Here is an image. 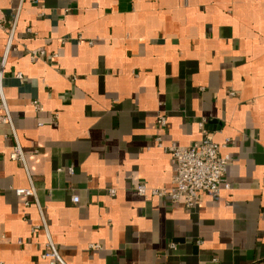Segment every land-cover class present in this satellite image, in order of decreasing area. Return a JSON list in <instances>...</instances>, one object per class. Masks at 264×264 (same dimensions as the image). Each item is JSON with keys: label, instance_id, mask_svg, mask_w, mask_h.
<instances>
[{"label": "crops", "instance_id": "crops-1", "mask_svg": "<svg viewBox=\"0 0 264 264\" xmlns=\"http://www.w3.org/2000/svg\"><path fill=\"white\" fill-rule=\"evenodd\" d=\"M19 3L0 0V60ZM2 86L25 164L0 124V264H47L41 213L67 264H264V0H24ZM199 122L229 140L231 188L138 195L172 185L155 136L188 146Z\"/></svg>", "mask_w": 264, "mask_h": 264}, {"label": "built area", "instance_id": "built-area-1", "mask_svg": "<svg viewBox=\"0 0 264 264\" xmlns=\"http://www.w3.org/2000/svg\"><path fill=\"white\" fill-rule=\"evenodd\" d=\"M23 1L24 0H20L19 5L13 11L11 29L7 36L4 54L0 60V124L8 126L14 138L15 143L9 153V158L25 164L24 153L13 126L12 114L3 94L2 86L3 70L8 51L13 44L15 26ZM40 1L41 0H29L30 3L36 5ZM44 56H46V52L40 50L36 54H31L30 58L34 60ZM55 56V54H52V57ZM17 76L20 77V73H18ZM31 105L35 112L43 110L42 105L36 99L31 102ZM156 121L158 126L163 128L166 125L165 114L159 113ZM39 125H41V123H39ZM198 125L203 132V136L199 141L188 146L178 145L174 142L164 144L160 134L155 136L154 140L158 148L170 154L173 170L172 185L169 187L150 188L145 184H136L133 186V190L138 195L145 198L151 196L166 197L171 203H181L186 209H190L199 200L201 192H208L212 196H217L222 190H229L231 188L230 183L226 178L230 156L220 152L221 148L227 146L229 140L226 139L223 144H218L213 140L212 134L204 131L202 122H199ZM68 172H72L71 167L68 169ZM14 193L17 196L32 198L36 201L35 191L31 184L28 187L15 188ZM107 193L109 195H114L115 189L109 188ZM71 201L77 203L78 196L73 195ZM23 204L24 206H28L29 200L26 199ZM40 215V224L33 225L30 230L33 233L42 227L45 231L46 241L44 250L40 254L41 259L46 260L47 264H67L59 254L56 245L48 234L42 213ZM19 243H21V241H19ZM171 246L174 247V244L172 243Z\"/></svg>", "mask_w": 264, "mask_h": 264}]
</instances>
